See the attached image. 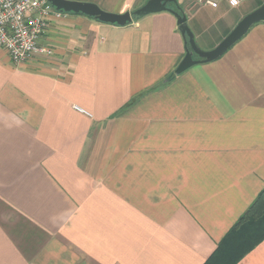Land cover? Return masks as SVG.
I'll return each mask as SVG.
<instances>
[{
  "label": "crops",
  "instance_id": "crops-1",
  "mask_svg": "<svg viewBox=\"0 0 264 264\" xmlns=\"http://www.w3.org/2000/svg\"><path fill=\"white\" fill-rule=\"evenodd\" d=\"M177 2L204 51L264 4ZM62 13L50 54L0 47V264H205L264 189V22L177 73L191 46L175 11ZM237 264H264V240Z\"/></svg>",
  "mask_w": 264,
  "mask_h": 264
},
{
  "label": "water",
  "instance_id": "water-1",
  "mask_svg": "<svg viewBox=\"0 0 264 264\" xmlns=\"http://www.w3.org/2000/svg\"><path fill=\"white\" fill-rule=\"evenodd\" d=\"M49 1L53 4L55 9L59 11L82 13L100 21L120 26H125L132 23L135 17H141L147 14L161 12L164 10H173L169 7V4L174 5V7L177 9L175 13L178 17V24L180 25L183 35L189 38L188 41L190 42L191 46V49L187 50L184 60L179 65L177 73H181L195 64L201 62H209L220 58L235 43H237L243 36H245L255 24L264 22L263 4L251 13L247 14L217 47L210 51H204L197 46L194 40V35L187 25V15L179 6L177 0H149L146 4L136 9L135 11L122 14L106 12L94 3H85L71 0ZM194 55H197L199 58L196 59Z\"/></svg>",
  "mask_w": 264,
  "mask_h": 264
},
{
  "label": "built area",
  "instance_id": "built-area-1",
  "mask_svg": "<svg viewBox=\"0 0 264 264\" xmlns=\"http://www.w3.org/2000/svg\"><path fill=\"white\" fill-rule=\"evenodd\" d=\"M217 7L218 0H200ZM246 0H228L239 6ZM52 15L60 17L49 0H0V47L7 50L14 62L23 63L52 50L41 42Z\"/></svg>",
  "mask_w": 264,
  "mask_h": 264
},
{
  "label": "trees",
  "instance_id": "trees-1",
  "mask_svg": "<svg viewBox=\"0 0 264 264\" xmlns=\"http://www.w3.org/2000/svg\"><path fill=\"white\" fill-rule=\"evenodd\" d=\"M172 9L177 11L174 5ZM263 240L264 189L228 231L205 264H237Z\"/></svg>",
  "mask_w": 264,
  "mask_h": 264
},
{
  "label": "rangeland",
  "instance_id": "rangeland-1",
  "mask_svg": "<svg viewBox=\"0 0 264 264\" xmlns=\"http://www.w3.org/2000/svg\"><path fill=\"white\" fill-rule=\"evenodd\" d=\"M260 3H264V0H260ZM69 13V12H68ZM71 13V12H70ZM258 24V23H257ZM256 25V24H255ZM207 36H209V37H212V33L210 34V32L208 33V35ZM197 55H194V57H196Z\"/></svg>",
  "mask_w": 264,
  "mask_h": 264
}]
</instances>
